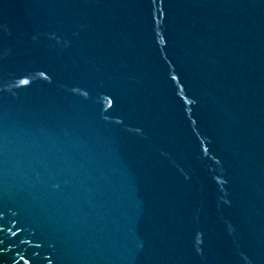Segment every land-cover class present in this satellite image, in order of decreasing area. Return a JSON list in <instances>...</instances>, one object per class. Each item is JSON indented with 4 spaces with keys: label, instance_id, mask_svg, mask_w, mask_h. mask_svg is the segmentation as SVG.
<instances>
[{
    "label": "water",
    "instance_id": "obj_1",
    "mask_svg": "<svg viewBox=\"0 0 264 264\" xmlns=\"http://www.w3.org/2000/svg\"><path fill=\"white\" fill-rule=\"evenodd\" d=\"M0 264H264V0H0Z\"/></svg>",
    "mask_w": 264,
    "mask_h": 264
}]
</instances>
